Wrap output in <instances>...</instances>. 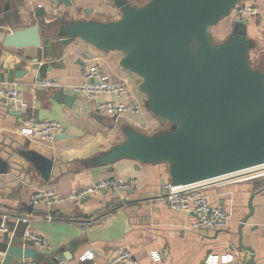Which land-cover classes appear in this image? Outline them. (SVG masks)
Masks as SVG:
<instances>
[{"label":"crops","instance_id":"crops-1","mask_svg":"<svg viewBox=\"0 0 264 264\" xmlns=\"http://www.w3.org/2000/svg\"><path fill=\"white\" fill-rule=\"evenodd\" d=\"M72 1L71 8L58 0H45L46 15L36 16L34 0H0V87L15 84L20 92L19 100L9 108L0 104V161L7 168L0 174V221L10 228L0 239L24 241L33 247L26 237L30 229L49 241L47 250H38L42 258L16 264H53L56 256L72 258L69 264H105L120 248L129 249L139 264H203L212 255L219 256L218 264H264V178L239 184L214 183L204 191L213 205L231 215L227 228L215 231L195 229L192 215L176 214L157 201L164 184L171 182L167 164L133 160L105 167L94 164L96 158L126 140L127 127L146 135L169 129L165 128L168 123L149 109L146 96L139 91L140 78L121 67L123 54L98 50L80 39L63 44L48 27H40V48L17 50L3 45L8 33L43 22L50 24L62 16L85 22H111L122 17L113 0ZM129 2L142 6L146 0ZM246 2L260 11L259 16L244 19L249 21L248 37L254 45L252 65L264 72V0ZM236 18L219 24V44L231 35ZM91 68H99L110 80L128 84L127 96H103L102 102L138 103L140 110L112 116L97 111L94 103L72 91L64 92L75 97L69 107L64 100L55 99L60 90L32 86L36 79L78 85ZM31 120L61 122L64 131L53 141H38L32 137ZM23 151L54 161L48 181L21 154ZM108 178L133 180L136 186L104 191L76 205L32 204L38 191L70 194ZM20 217L28 218L30 225L17 222ZM89 251L92 257L82 262L81 257ZM153 251H165V259L154 263L150 258Z\"/></svg>","mask_w":264,"mask_h":264},{"label":"water","instance_id":"water-1","mask_svg":"<svg viewBox=\"0 0 264 264\" xmlns=\"http://www.w3.org/2000/svg\"><path fill=\"white\" fill-rule=\"evenodd\" d=\"M73 7L72 0H58ZM248 0H150L135 6L113 0L122 17L111 22L72 21L67 16L6 34V48L41 47L40 27L63 44L80 39L104 52L124 55L121 67L142 81L149 109L171 130L146 135L125 128L126 140L95 159L98 167L121 160L167 164L171 185L184 187L264 165V72L252 65L249 21L236 18L229 38L216 43L212 29ZM44 8L36 16H45ZM70 107L75 97L57 92ZM21 154L46 181L54 161L33 151ZM7 171L0 161V174ZM2 264L36 260L37 248L0 239ZM72 259V258H71ZM71 259L56 256L53 264Z\"/></svg>","mask_w":264,"mask_h":264},{"label":"built area","instance_id":"built-area-1","mask_svg":"<svg viewBox=\"0 0 264 264\" xmlns=\"http://www.w3.org/2000/svg\"><path fill=\"white\" fill-rule=\"evenodd\" d=\"M45 0H34L37 9L44 8ZM259 8L251 3H241L233 10V16L237 18H255L259 16ZM32 86L34 89L42 90H62L64 92L72 91L76 95L85 96L88 101L94 103L97 111L105 112L112 116H121L128 112H137L141 106L138 103H112L102 102L103 96H127L128 84L125 81H113L106 77L99 68H91L84 73L83 81L78 85H67L59 80L36 79ZM20 98V92L16 85L6 84L0 87V104L8 107L16 103ZM32 137L38 141H53L57 135L64 131V125L57 121L31 120L29 122ZM264 178V165L236 172L219 179L208 181L196 185L174 187L171 183H166L157 198L160 204L166 205L176 214L192 215L194 217L193 227L195 229H209L221 231L227 228L231 215L221 206L213 205L204 191L214 183L221 184H239ZM136 182L122 178L102 179L94 184L82 188L70 194H61L55 190H42L34 194L32 204H46L54 207L61 204H79L85 198L102 193L104 191H126L134 189ZM10 218V217H9ZM17 222L24 225H30L28 218L20 217ZM10 232L9 225L0 221V236ZM26 237L31 240L33 247L38 250H47L49 241L41 236L33 234L30 229L27 230ZM91 251L81 257L82 262H86L92 257ZM166 252L153 251L150 258L154 263L165 259ZM219 256H209L203 264H218ZM105 264H139L134 258L132 252L126 248L118 249Z\"/></svg>","mask_w":264,"mask_h":264},{"label":"rangeland","instance_id":"rangeland-1","mask_svg":"<svg viewBox=\"0 0 264 264\" xmlns=\"http://www.w3.org/2000/svg\"><path fill=\"white\" fill-rule=\"evenodd\" d=\"M149 1H150V0H146L145 3L149 2ZM221 26H222V24L219 25L218 27H214V28L212 29V36H213L215 42L218 43V44H219V42H220V39L217 37L218 32H219V29H218V28H220ZM140 80H141V79H140ZM170 126H171V125L167 124V125L165 126V128H169L168 130H170V128H171Z\"/></svg>","mask_w":264,"mask_h":264},{"label":"flooded vegetation","instance_id":"flooded-vegetation-1","mask_svg":"<svg viewBox=\"0 0 264 264\" xmlns=\"http://www.w3.org/2000/svg\"><path fill=\"white\" fill-rule=\"evenodd\" d=\"M173 127V125H171V128Z\"/></svg>","mask_w":264,"mask_h":264}]
</instances>
